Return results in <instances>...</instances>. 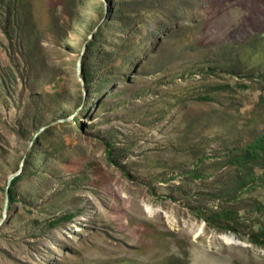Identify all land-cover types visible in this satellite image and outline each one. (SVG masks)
<instances>
[{"label": "rangeland", "instance_id": "1", "mask_svg": "<svg viewBox=\"0 0 264 264\" xmlns=\"http://www.w3.org/2000/svg\"><path fill=\"white\" fill-rule=\"evenodd\" d=\"M18 1L10 42L0 0V264H264V149L255 186L228 157L264 133V0Z\"/></svg>", "mask_w": 264, "mask_h": 264}, {"label": "trees", "instance_id": "2", "mask_svg": "<svg viewBox=\"0 0 264 264\" xmlns=\"http://www.w3.org/2000/svg\"><path fill=\"white\" fill-rule=\"evenodd\" d=\"M3 1L5 0H1L2 4H3ZM17 1L18 0H14V1L7 0L8 5L6 6V8L2 9V14L4 13L3 19H4V22H6V25L3 27V30L6 33L10 42L12 41V32L10 29L9 20H11L12 16L18 15L20 13L18 10V7L16 6ZM22 1L23 0H19L18 2H22ZM13 4H14V9L12 7ZM118 11L119 9L116 11H113V13L118 12ZM102 33H103V30L101 29L96 34H94V37H96V39H91V41L88 43L86 51L84 52V56L82 59V67H83L82 75H83V79L85 81L88 93H90V91H93V88H92L93 86L95 87L94 82H93V79H94L93 76L95 74L96 55H97V50H98L96 47V44H97L96 40L98 39V36L101 38ZM35 41H37L36 38H35ZM136 53L137 52L132 51L130 57L136 56ZM241 85L247 86V84L245 83ZM202 98L209 99L210 96L206 95V96H202ZM48 131L49 129L48 130L45 129L44 132L40 133L36 137L35 141L33 142V147L28 154V158L25 161V167H26L25 169H30L32 171L39 164L41 158L44 156V153L46 154L53 153L54 150L50 151L48 146L46 148L41 147V142L43 140V137L47 134ZM260 147L264 149V133L262 136L256 138L254 141L249 142L248 145L239 152L235 150L230 151V149L228 150V154H229L228 157H229L230 163L231 164L234 163L238 166L237 167L238 168L237 178L239 181L238 184L241 188L246 187L248 185L255 186L254 184H252V182L256 181V176H255V171H253L251 168L252 167L251 163L254 162V160H256L257 158H259V155L257 154V152H258V148ZM108 154H109V158L114 161V153L111 149L108 150ZM21 177H22V174H19L12 180V183L10 186V201L11 202L16 201L13 187ZM234 191H236L235 187H234ZM226 216L227 218H231V216L230 215L228 216V214ZM71 217L72 216H64L63 219H69ZM213 220L215 221L214 223H216L220 220H225V219L223 218V215L221 213H216L214 214ZM227 223L228 224L221 225L220 227L223 230H226L227 228L231 229L232 228L231 224L229 222ZM252 234H254L256 241H258L261 244H264V242L260 241L261 240L260 236L264 237V228L259 229L258 232H252Z\"/></svg>", "mask_w": 264, "mask_h": 264}, {"label": "water", "instance_id": "3", "mask_svg": "<svg viewBox=\"0 0 264 264\" xmlns=\"http://www.w3.org/2000/svg\"><path fill=\"white\" fill-rule=\"evenodd\" d=\"M104 2H105V7H106V13H107V10H108V8H107V0H104ZM84 52H85V50L82 51V54H81V60L78 62L79 73L82 71V58H83ZM80 74H81V73H80ZM23 166H24V164L22 163L20 169H19L17 172H15L14 174H11L10 177H9V179H8V184H7V187H6V192H7L6 195H7V199L9 198V195H10V193H9V189H10V186H11L12 180H13L16 176H18L19 174L22 173V171H23ZM6 208H7V206H6ZM6 217H7V214L5 213L3 219H2L1 222H0V226L3 224V222H4L5 219H6Z\"/></svg>", "mask_w": 264, "mask_h": 264}, {"label": "bare ground", "instance_id": "4", "mask_svg": "<svg viewBox=\"0 0 264 264\" xmlns=\"http://www.w3.org/2000/svg\"><path fill=\"white\" fill-rule=\"evenodd\" d=\"M232 238V237H231Z\"/></svg>", "mask_w": 264, "mask_h": 264}]
</instances>
